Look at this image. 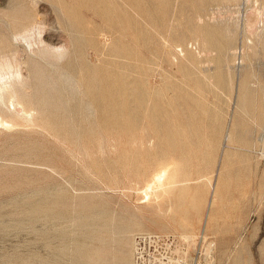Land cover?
<instances>
[{
    "label": "rangeland",
    "instance_id": "obj_1",
    "mask_svg": "<svg viewBox=\"0 0 264 264\" xmlns=\"http://www.w3.org/2000/svg\"><path fill=\"white\" fill-rule=\"evenodd\" d=\"M0 59V264H264V0H0Z\"/></svg>",
    "mask_w": 264,
    "mask_h": 264
},
{
    "label": "built area",
    "instance_id": "obj_2",
    "mask_svg": "<svg viewBox=\"0 0 264 264\" xmlns=\"http://www.w3.org/2000/svg\"><path fill=\"white\" fill-rule=\"evenodd\" d=\"M134 241V264H186L180 261L177 240L171 235L145 232Z\"/></svg>",
    "mask_w": 264,
    "mask_h": 264
},
{
    "label": "bare ground",
    "instance_id": "obj_3",
    "mask_svg": "<svg viewBox=\"0 0 264 264\" xmlns=\"http://www.w3.org/2000/svg\"><path fill=\"white\" fill-rule=\"evenodd\" d=\"M34 29V28H33ZM37 29V28H36ZM39 29V28H38ZM37 29V30H38ZM30 30H28V32H29ZM27 31L25 32V33H28ZM31 32H32V30H31ZM38 33V32H37ZM19 35V34H18ZM22 35H24L25 36V34H22ZM17 36V35H16ZM21 35H19V37H20ZM29 36H33L32 35V33H31V35H29ZM28 36V37H29ZM25 37H27V36H25ZM24 37V38H25ZM30 37V38H31ZM40 37V36H39ZM21 38H23L22 36H21ZM26 40V42H27V44H28V46H29V48H31L32 46H34L35 44H36V42H32L31 40H29L28 38H25ZM24 40V39H23ZM33 40V39H32ZM26 42H25V44H26ZM3 57H6L5 55L3 56ZM2 57V58H3ZM7 58V57H6ZM6 58H4V59H6ZM3 59V60H4ZM11 59V58H10ZM2 59H0V61H1ZM2 60V61H3ZM8 61H9V59H8ZM11 61V60H10ZM12 61H14V59L12 60ZM6 62H7V60H6ZM15 62H16V60H15ZM14 62V63H15ZM20 63V62H19ZM3 64H4V62H3ZM7 65H6V67L5 66H0V93L4 90V92H5V90H6V92H10L11 94L10 95H13V94H15V93H17L14 89H12V82L11 81H16V78H18L19 76H20V73H22V72H19V70L17 69L18 67H14L15 66V64H13L12 63V65L8 62V63H6ZM21 68V67H20ZM22 75V74H21ZM19 79V78H18ZM14 81V82H15ZM21 81H18V83H20ZM17 83V84H18ZM12 84V85H11ZM15 85H16V83H15ZM10 89H12V91L10 90ZM10 90V91H9ZM5 92V93H6ZM3 94V93H2ZM7 94V93H6ZM15 96V95H14ZM13 97V96H12ZM11 96H9V99L10 98H12ZM16 97V96H15ZM2 98H4L5 99V96H3ZM6 98H8V96L6 97ZM17 98V97H16ZM0 99H1V97H0ZM8 99V100H9ZM13 99V98H12ZM1 101V100H0ZM3 101H5V103H6V100H3ZM13 101V100H12ZM9 102H11V101H9ZM8 102V103H9ZM21 102V101H20ZM2 103H4V102H2ZM4 103V104H5ZM11 104H12V102H11ZM20 104H22V103H20ZM14 106V105H13ZM25 113V112H24ZM0 123L3 125V123H7V121H3V119L0 117ZM0 124V125H1ZM9 124V123H8ZM165 172V171H164ZM158 174V173H157ZM162 174V173H161ZM163 175V174H162ZM162 175H157V177H156V179L157 180H161V177H162ZM164 176V175H163ZM149 186V185H148ZM151 187V186H150ZM150 189V188H149ZM99 239V238H98ZM93 257H95L94 259H100V257H98V254H95V255H92ZM89 264H91V263H89ZM124 264H129V262H124Z\"/></svg>",
    "mask_w": 264,
    "mask_h": 264
}]
</instances>
